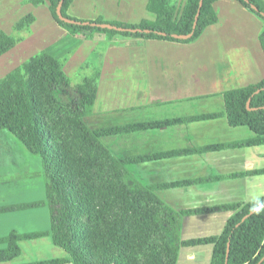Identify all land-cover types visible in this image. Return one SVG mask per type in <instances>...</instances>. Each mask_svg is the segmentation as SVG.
<instances>
[{"label":"crops","instance_id":"1","mask_svg":"<svg viewBox=\"0 0 264 264\" xmlns=\"http://www.w3.org/2000/svg\"><path fill=\"white\" fill-rule=\"evenodd\" d=\"M149 0H74L67 14L79 20L103 18L138 25L154 17ZM178 13L187 0H172ZM264 1V0H263ZM213 23L192 43L140 39L109 34L73 35L60 26L49 0H0V90L14 93L28 80L29 68L53 57L51 68L62 70L84 92L92 131L137 124L185 120L182 123L128 132L102 139L117 159H159L126 165L129 181L142 187L196 181L154 191L163 205L179 213L176 264H211L213 246L183 247L182 242L218 237L232 212L183 215L187 210L226 204H247L264 197L252 193L259 177L246 175L264 169V146L208 150L207 148L251 140L246 127H231L225 117L191 121L196 116L223 113V94L257 85L264 80L263 21L237 0H217L210 6ZM200 150L199 152H197ZM21 154L27 155L25 150ZM168 154V155H167ZM222 177L221 180H209ZM204 181V182H202ZM0 200V207L15 205ZM32 212L0 214V238L49 231L33 230L32 222L8 217ZM21 213V214H20ZM27 221V222H26ZM19 253H4L0 264H35L68 259L51 237L18 243ZM63 264H74L67 261Z\"/></svg>","mask_w":264,"mask_h":264},{"label":"trees","instance_id":"2","mask_svg":"<svg viewBox=\"0 0 264 264\" xmlns=\"http://www.w3.org/2000/svg\"><path fill=\"white\" fill-rule=\"evenodd\" d=\"M61 15L58 7L62 3ZM74 0H49L57 23L73 35L109 34L140 39L192 43L213 23L210 6L217 0H203L197 26L193 29L200 0H187L178 13L172 0H149L147 11L153 20L138 25L99 18L79 20L67 14ZM264 24L263 0H237ZM109 25L112 28H102ZM128 30H149L130 32ZM264 43V28L261 33ZM7 46L0 43V52ZM55 60L46 57L29 68L28 80L14 93L0 90V131H7L33 156L40 157L43 170L33 177L44 178L47 202L0 207V214L16 213L48 206L51 229L21 235L16 232L0 238L8 244L4 253L16 257L21 241L51 237L68 259L35 264H176L180 214L166 208L156 190L180 187L196 181L142 187L129 181L126 165L159 159L165 154L117 159L102 139L128 132L161 128L185 120L137 124L92 131L85 120L92 117L84 104V92L60 69L51 71ZM66 94V96H64ZM225 111L196 116L200 121L225 117L231 127L249 128L255 138L207 148L222 150L264 146V80L223 94ZM251 107L252 109L248 108ZM198 150L197 152H199ZM168 155V154H167ZM264 175L263 170L231 177ZM30 176V175H29ZM216 177L209 180H221ZM204 182V181H202ZM232 212L218 237L191 239L183 247L213 246L211 264H264V197L247 204L187 210L183 215ZM2 253H0L1 255Z\"/></svg>","mask_w":264,"mask_h":264},{"label":"rangeland","instance_id":"3","mask_svg":"<svg viewBox=\"0 0 264 264\" xmlns=\"http://www.w3.org/2000/svg\"><path fill=\"white\" fill-rule=\"evenodd\" d=\"M85 124L93 129L90 120L86 119ZM21 150H25L29 156L21 154ZM42 170L43 165L40 157L31 155L22 143L9 132L0 131V200L9 204L13 202L18 204L47 202L44 178L33 177ZM258 180L259 188L255 193H252L257 197L264 194V178L259 177ZM32 211L34 212L31 214L8 217L11 219L9 224L18 222V220H28V222H32L28 226L30 229L44 230L47 228L46 220L51 222L48 206L21 211V213Z\"/></svg>","mask_w":264,"mask_h":264},{"label":"water","instance_id":"4","mask_svg":"<svg viewBox=\"0 0 264 264\" xmlns=\"http://www.w3.org/2000/svg\"><path fill=\"white\" fill-rule=\"evenodd\" d=\"M62 4H63V1H62V3L60 4V6L58 7L59 15H61ZM202 5H203V0H200L199 10H198V13H197V16H196V19H195V23H194V25H193V29H195L196 26H197V22H198V18H199L200 12H201ZM100 26H101L102 28H112V27L109 26V25H100ZM128 31L135 33V32H137V31H139V32H143V31H144V32H148L149 30H128ZM248 108H249V109H252V108L249 107V106H248ZM226 264H228V253H227Z\"/></svg>","mask_w":264,"mask_h":264}]
</instances>
